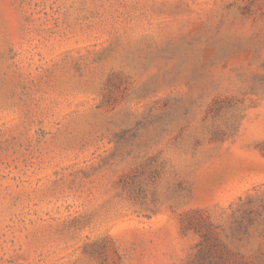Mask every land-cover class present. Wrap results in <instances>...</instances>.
I'll list each match as a JSON object with an SVG mask.
<instances>
[{"label":"rangeland","instance_id":"rangeland-1","mask_svg":"<svg viewBox=\"0 0 264 264\" xmlns=\"http://www.w3.org/2000/svg\"><path fill=\"white\" fill-rule=\"evenodd\" d=\"M0 264H264V0H0Z\"/></svg>","mask_w":264,"mask_h":264}]
</instances>
